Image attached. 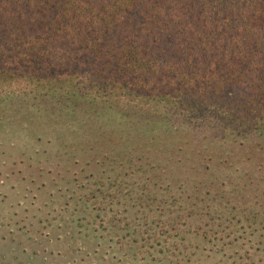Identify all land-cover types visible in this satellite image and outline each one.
<instances>
[{"label": "rangeland", "instance_id": "obj_1", "mask_svg": "<svg viewBox=\"0 0 264 264\" xmlns=\"http://www.w3.org/2000/svg\"><path fill=\"white\" fill-rule=\"evenodd\" d=\"M47 92L0 85L11 264H264L263 138Z\"/></svg>", "mask_w": 264, "mask_h": 264}, {"label": "trees", "instance_id": "obj_2", "mask_svg": "<svg viewBox=\"0 0 264 264\" xmlns=\"http://www.w3.org/2000/svg\"><path fill=\"white\" fill-rule=\"evenodd\" d=\"M18 81L264 139V0H0Z\"/></svg>", "mask_w": 264, "mask_h": 264}, {"label": "flooded vegetation", "instance_id": "obj_3", "mask_svg": "<svg viewBox=\"0 0 264 264\" xmlns=\"http://www.w3.org/2000/svg\"><path fill=\"white\" fill-rule=\"evenodd\" d=\"M16 260H18L19 262H21V258L22 257H14ZM23 259V258H22ZM0 264H11V262H9V258H8V250H3L0 248Z\"/></svg>", "mask_w": 264, "mask_h": 264}]
</instances>
